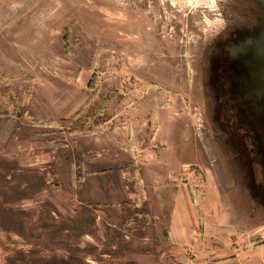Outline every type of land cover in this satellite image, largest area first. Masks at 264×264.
I'll return each mask as SVG.
<instances>
[{"label":"rangeland","instance_id":"1","mask_svg":"<svg viewBox=\"0 0 264 264\" xmlns=\"http://www.w3.org/2000/svg\"><path fill=\"white\" fill-rule=\"evenodd\" d=\"M163 112L199 156L191 196L264 239V0H0V264L200 263L118 163L115 130L143 151ZM103 175L131 196H85Z\"/></svg>","mask_w":264,"mask_h":264},{"label":"crops","instance_id":"2","mask_svg":"<svg viewBox=\"0 0 264 264\" xmlns=\"http://www.w3.org/2000/svg\"><path fill=\"white\" fill-rule=\"evenodd\" d=\"M72 104V108H77L76 101ZM158 117V127L143 151H139L140 141L136 130L132 129L134 124L115 131L125 135V143L120 144L131 147L129 152L123 150L118 163L121 162L125 170L134 165L141 171V196H162L159 199L168 204L165 216L169 248L173 252L187 251L193 243L198 264H264V239L256 240L251 231H242L236 225L235 209L229 196L204 195L198 199L191 196L189 170L190 166L198 164L199 156L193 147L183 142L180 133L177 135L178 119L166 112ZM154 145L163 148L156 151ZM102 178L105 181L100 188L93 186L98 182L92 183L85 196H131V191L121 186L127 184L123 182L127 176H118L115 181L105 175ZM91 182L93 180L88 179L86 186ZM116 184L120 188L115 191L111 185ZM159 214L161 212L155 213Z\"/></svg>","mask_w":264,"mask_h":264}]
</instances>
